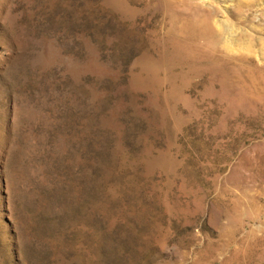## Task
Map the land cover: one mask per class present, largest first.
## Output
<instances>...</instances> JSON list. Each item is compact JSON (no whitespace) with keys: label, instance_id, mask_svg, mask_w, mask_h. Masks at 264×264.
I'll return each instance as SVG.
<instances>
[{"label":"rangeland","instance_id":"374dc122","mask_svg":"<svg viewBox=\"0 0 264 264\" xmlns=\"http://www.w3.org/2000/svg\"><path fill=\"white\" fill-rule=\"evenodd\" d=\"M0 264H264V0H0Z\"/></svg>","mask_w":264,"mask_h":264}]
</instances>
